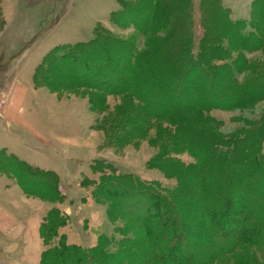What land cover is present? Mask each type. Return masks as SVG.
<instances>
[{
	"label": "trees",
	"instance_id": "16d2710c",
	"mask_svg": "<svg viewBox=\"0 0 264 264\" xmlns=\"http://www.w3.org/2000/svg\"><path fill=\"white\" fill-rule=\"evenodd\" d=\"M135 1L146 9L119 4L109 21L117 28L135 26L144 37L143 50L97 24L90 40L50 50L32 80L52 92L79 88L99 92L92 102L97 111L104 108L103 96L131 95L142 106L140 129L152 127L151 120L168 128H162L168 145L160 148L153 167L177 187L170 192L120 174L106 162L100 168L94 165L100 177L91 182L93 200L122 209L126 217L125 227L116 229L119 239L112 245L100 234L92 247L67 244L58 230L68 218L52 207L38 230L48 247L40 264H257L252 254L264 252V111L257 122L225 137L209 129L208 114L213 109H249L264 101L263 76L240 84L235 78L248 70L243 54L264 48V0L252 1L247 21H233L222 0H202L198 21L192 0ZM200 81L206 85L200 87ZM143 82L149 97L140 87ZM135 115L138 120L137 111ZM179 153H187L194 163L171 157ZM225 167L231 169L226 179L219 173ZM0 175L11 176L28 196L51 204L64 200L53 171L31 166L5 150H0ZM220 175L222 183L217 181ZM175 204L184 208L189 222L197 218L204 222L198 232L191 230L193 238L186 236L180 221L175 222V215L168 219ZM253 205L257 207L252 209ZM166 221L175 227L171 234L163 226ZM131 233L134 240L128 237ZM111 245L122 258L111 256Z\"/></svg>",
	"mask_w": 264,
	"mask_h": 264
},
{
	"label": "rangeland",
	"instance_id": "374dc122",
	"mask_svg": "<svg viewBox=\"0 0 264 264\" xmlns=\"http://www.w3.org/2000/svg\"><path fill=\"white\" fill-rule=\"evenodd\" d=\"M201 1L192 0L195 21L200 20L203 14ZM252 1L222 0V3L229 10L233 21H247L250 19ZM119 4L132 5L139 11L146 9L145 4H139L135 0H0V112L10 101L15 81L28 88L33 85L32 89L40 92L33 96V91L28 90L24 112L30 117V105H35L37 116L31 122L39 131L46 128L51 145L46 149L38 142L39 154L23 156L19 153L18 158L31 166L53 171L59 179L57 191L64 199L60 204H51L21 191L25 197L35 201L37 209L18 204V210L21 206V213L26 216L27 221L26 233L24 236L20 235V238L25 237L28 248H8L10 257L5 260L8 264H40V256L48 247L40 239L38 230L45 214L52 207L58 208L68 218V223L58 230V235L63 236L67 244L92 247L100 234H105L111 239V244L113 239H119L116 229H123L126 225L122 209L118 211L105 201L97 204L91 194V182L100 177V173L93 171V166L100 168L102 161L110 164L120 174L133 175L145 183L155 184L167 191L171 192L177 187L173 179L166 178L153 167L154 159L160 154V148L168 145L167 138L164 137L166 134L162 131V128L165 131L168 128L165 124L159 126V123L155 124L151 120L152 127L147 130L145 127L140 129L141 120L144 119L138 112L142 110V106L131 95L103 96L104 108L97 111L92 102L100 95L99 92L81 88L52 92L45 87H36L32 80L34 69L50 50L57 46L90 40L97 24L107 29L119 41L135 44L143 50L144 37L135 26L117 28L109 21L110 14L118 10ZM209 17L212 21L214 14L210 12ZM233 54L235 56L236 53ZM242 58L249 66L247 71L235 77L237 83L245 82L255 75L264 78V48L257 52L245 53ZM199 83L200 87L206 85L205 81ZM140 87L148 96L146 93L149 88L146 82ZM164 99L169 102L167 98ZM263 111L264 101L244 110L213 109L208 114L212 122L209 129L222 137L234 135L242 131L248 123L257 122ZM128 121L134 123L130 124ZM171 157L186 165L194 163L187 153L172 154ZM230 170V167H225L219 173L226 179ZM238 173L235 175L238 176ZM221 175L217 181L223 182ZM6 177L14 181V184L9 185L18 187L11 176ZM4 180L5 185L8 184L7 179L0 180L1 189ZM224 183L221 186L224 187ZM210 185L212 187V184ZM25 190L33 189L25 187ZM180 197L182 200L186 199L185 195ZM177 198L178 196L175 199ZM14 199L16 201L13 196L11 201ZM175 206L170 207L172 211L167 213L168 219L175 215L178 218L175 222L179 224L180 221L186 236L193 238L191 230L198 232L204 222L202 224L198 218L189 222L184 208L178 204ZM256 207L253 205L251 208ZM163 226L169 234L175 230L167 221ZM19 231L20 225L9 233L12 240ZM128 235L130 239H135L133 233ZM193 240L195 242L196 239ZM196 243L198 244L197 241ZM11 245L12 243L9 244ZM112 245L111 256L122 258L120 253L113 250ZM251 257L257 264H264V252L252 254ZM0 264L4 262L1 261ZM217 264L229 262L221 261Z\"/></svg>",
	"mask_w": 264,
	"mask_h": 264
},
{
	"label": "crops",
	"instance_id": "0c3cea01",
	"mask_svg": "<svg viewBox=\"0 0 264 264\" xmlns=\"http://www.w3.org/2000/svg\"><path fill=\"white\" fill-rule=\"evenodd\" d=\"M32 86L28 88V86H23L15 81L11 90L10 101L0 112V150H5L17 158L19 153L23 156L39 154L37 151L38 142L46 149L51 145L46 128L39 131L35 129L36 127L31 122L37 116L35 105L33 103L30 105L28 112L32 113L30 117H27L24 112L28 90L33 91V96L40 93L38 90H33ZM2 179H7L8 184L5 185L4 180L2 189L0 188V262L3 261L4 264L6 262L8 264V261H5L10 257L7 252L8 248H15V246L24 249L28 248V244L25 243V237L20 238V235L24 236L26 233L27 221L26 216L21 213V206L18 210V204H24L36 209L37 205L35 201L25 197L18 187L9 185V183L14 184L13 180H10L6 175H0V180ZM13 196L16 197V201L15 199L11 201ZM19 225L20 231L15 239L12 240L9 233ZM10 243H12L11 246H9Z\"/></svg>",
	"mask_w": 264,
	"mask_h": 264
}]
</instances>
